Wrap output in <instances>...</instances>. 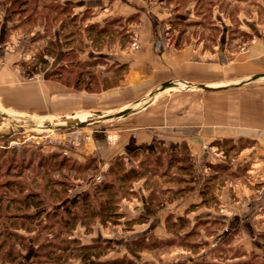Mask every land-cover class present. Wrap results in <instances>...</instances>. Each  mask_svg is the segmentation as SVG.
<instances>
[{"label":"rangeland","instance_id":"1","mask_svg":"<svg viewBox=\"0 0 264 264\" xmlns=\"http://www.w3.org/2000/svg\"><path fill=\"white\" fill-rule=\"evenodd\" d=\"M101 1L108 3L0 0V70L20 72L22 82H38L61 67L63 78L70 81L84 73L85 82L92 81L89 90L94 94L114 86L124 68L116 60L107 61L106 56L120 49H135L138 13L110 15L94 22L93 12ZM112 1L141 10L161 5L170 14V18L159 21V30L166 39L182 35L204 41V46L211 48L212 40L220 37L226 44L224 48L234 53L245 51L251 40L264 38V0ZM187 12L191 13L189 22L181 19ZM90 25L93 28L86 30ZM70 31L75 35L73 42L67 40ZM49 38L56 47L42 55L49 63L47 70L37 68L27 77V69L38 60L42 44ZM184 87L177 82L166 91L175 95ZM156 94L153 91L144 101L152 99L155 103ZM87 101L85 109L78 110L80 114L85 110L89 117H76L86 120L83 127L66 122L62 125L71 118L42 120L0 104L7 117L0 115L1 263L81 264L82 254L77 249L91 245L96 248L90 253L102 262L125 259L132 264H264V156L255 141L241 138L211 142L203 146V155H192L183 145L180 151L160 150L157 158L115 159L108 166L119 161L125 169L140 173L139 178L119 186L118 178L106 173L108 166L100 154L93 151L90 157L84 140L85 133L96 130L100 135L119 122L114 118L107 122V116H101L105 110L102 100L87 97ZM74 130L81 133L80 144H56L66 131ZM109 135L112 139L107 141L115 143L114 134ZM75 152L80 153L77 156ZM87 152L89 157L83 158ZM50 155H58L54 161H69L58 169V163L45 161ZM58 180L61 185L53 186ZM102 181H114L118 188V217L105 221L91 218L89 209L80 218L84 209L79 204L71 205L69 212L61 208L65 198L92 192ZM29 194L35 196L24 199ZM98 203L91 199L90 208L97 209Z\"/></svg>","mask_w":264,"mask_h":264},{"label":"crops","instance_id":"2","mask_svg":"<svg viewBox=\"0 0 264 264\" xmlns=\"http://www.w3.org/2000/svg\"><path fill=\"white\" fill-rule=\"evenodd\" d=\"M107 2L97 5L94 22L104 21L110 15L126 17L138 13L137 47L106 56L109 62L116 60L125 65L114 86L94 94L45 75L38 82H22L20 72L1 68L0 104L42 120H77H66L62 125H85L76 117L90 114L85 110L80 114L78 109H85L87 97L102 100L105 110L101 116H107V122L114 118L119 123L102 130L100 135L96 130L85 133L84 140L90 157L97 151L107 166L115 159L153 157L160 150L180 151L183 145L192 155H203L204 145L223 139L253 140L264 156V38L257 37L245 51L234 53L224 48L226 44L220 37L212 40L211 48H206L204 41L182 35L179 39H166L159 30V21L170 18V14L161 5H143L141 10L133 5L122 7L112 0ZM190 16L187 12L181 19L189 22ZM181 24L185 28L190 26ZM211 26L214 28L215 23ZM255 76L259 77L252 80ZM169 81L184 83L185 87L180 89L183 91L174 95L166 91L169 88L158 90ZM153 91L157 92V101L145 102ZM127 108L132 110L128 115L114 117ZM109 133L114 134L115 143L107 141L111 138ZM89 152L81 156L88 158ZM75 153L78 156L80 152Z\"/></svg>","mask_w":264,"mask_h":264},{"label":"trees","instance_id":"3","mask_svg":"<svg viewBox=\"0 0 264 264\" xmlns=\"http://www.w3.org/2000/svg\"><path fill=\"white\" fill-rule=\"evenodd\" d=\"M93 26L94 25H90L89 27L86 28V30L93 28ZM66 36H67V40H70L72 42L75 40V35L72 33V31H70V33H68V35H66ZM45 38H48V37H45ZM54 47H56L55 41L53 39H50V38H49V41L44 42L42 44V48L40 49L41 52H40V56H38V60L34 63V65H32L30 67V69H27V71H26L28 74L27 77H31L37 71V68L39 69V71H42V70L44 71L46 69L45 67H47L49 65V63L47 62L46 59L43 58V56H44L43 54H44V52L51 53L52 50L54 49ZM79 65H83V64L79 63ZM122 67L125 69V65H122ZM80 69H82V68H80ZM61 70H62L61 67L57 68V69L54 68L52 71H49V73H47L46 78H50L52 80L60 81L61 83L65 84L67 86H72V87L77 88V89H85V90L90 91L89 86L92 85V81L85 82L84 77H82V75L84 73L80 72L79 74H77V77H75V79L73 81H70L67 78H63ZM83 76H85V75H83ZM91 76H93V75H91ZM160 155L161 154L159 153L154 157L157 158ZM57 157H58V155H50L47 159H45V161L48 163L49 160L54 161V159ZM42 158L43 157H41L40 160H42ZM45 161H43V162H45ZM66 161H69V160L67 158H62L60 160L58 159V161H54L53 164L58 163V169H60L62 167V164H64V162H66ZM59 166H61V167H59ZM119 171H120V173H119ZM106 173L114 176V178L117 177L118 183L120 184L119 186H121L122 184H124L127 181H130L131 179H137L140 177L139 170L125 169L121 165V163H119V161H115L114 163H112V165L110 164L107 168ZM61 183H62L61 180L55 181V183H53L54 184L53 186H59V185H61ZM117 189L118 188L116 187L114 181H102L101 183L97 184L94 187V190L92 192L86 191L85 193L81 194L79 197L76 196L73 199L65 198L66 199L65 204L62 205L61 208H63L64 210H68V212H69V210L72 206L79 204L80 207L82 209H84V215H83V217H80V218H84L89 209H90L89 217H91V218L92 217H98L102 221H105V220H108L109 218L118 217L119 214L115 213L116 212L115 211L116 210V204H117L116 200H115L116 195H117V193H116ZM64 190L65 189H63V191ZM63 191L61 190V192H63ZM32 196H35V194H29V195L25 196L24 199H28ZM91 199L92 200L93 199L99 200L97 209H93V208L91 209L90 208ZM75 216L76 215L74 214L73 218H75ZM72 220H75V219H72ZM95 248L96 247H93L91 245H83L77 249L82 254V255H80L81 264H132L130 260H125V259H116V260L104 261V262L97 261L95 259L96 255H93L90 253V252L94 251ZM92 255L94 258L91 257Z\"/></svg>","mask_w":264,"mask_h":264},{"label":"built area","instance_id":"4","mask_svg":"<svg viewBox=\"0 0 264 264\" xmlns=\"http://www.w3.org/2000/svg\"><path fill=\"white\" fill-rule=\"evenodd\" d=\"M133 47L136 48L137 46L135 44H133ZM80 135H81V133L77 130L69 131V132L66 131V133L63 134V137L61 139H58V140L55 139L56 140L55 142H56V144H60V145L64 144V143H70L71 142L72 145L76 146L77 144H80V140H78V137ZM37 144H39V143L37 142ZM104 168H102V169H104ZM96 179H97V182H99L101 177L98 176V177H96Z\"/></svg>","mask_w":264,"mask_h":264},{"label":"water","instance_id":"5","mask_svg":"<svg viewBox=\"0 0 264 264\" xmlns=\"http://www.w3.org/2000/svg\"><path fill=\"white\" fill-rule=\"evenodd\" d=\"M259 76H255V77H253L252 78V80L253 79H256V78H258ZM175 85V83H173V82H165V83H163V84H161L160 86H159V88H158V90L160 89V90H163V89H165V88H170V87H172V86H174ZM200 88H206L205 86H203V85H200L199 86ZM132 110L131 109H129V108H127V109H124V110H122V111H119L116 115H114V117H122V116H126V115H128L130 112H131ZM66 125H73V126H76V127H81V126H83L84 125V123H82V122H78V123H73V124H69V123H67ZM0 264H4V263H1L0 262Z\"/></svg>","mask_w":264,"mask_h":264},{"label":"bare ground","instance_id":"6","mask_svg":"<svg viewBox=\"0 0 264 264\" xmlns=\"http://www.w3.org/2000/svg\"><path fill=\"white\" fill-rule=\"evenodd\" d=\"M182 84L185 85L184 83H182ZM1 110H2V109H0V115H3L4 118H7V117H5L4 112H1ZM6 112H9V111L6 110ZM9 113H10V112H9ZM82 121H86V120H82ZM49 127H50V125H49Z\"/></svg>","mask_w":264,"mask_h":264}]
</instances>
